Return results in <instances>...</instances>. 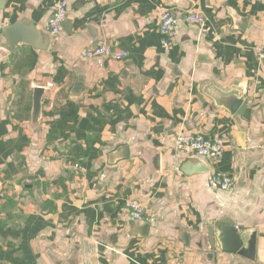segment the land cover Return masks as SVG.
Segmentation results:
<instances>
[{"label": "crops", "instance_id": "1", "mask_svg": "<svg viewBox=\"0 0 264 264\" xmlns=\"http://www.w3.org/2000/svg\"><path fill=\"white\" fill-rule=\"evenodd\" d=\"M58 1L0 0V264H264V0H67L53 37ZM165 9L180 18L169 47ZM188 11L207 23L184 22ZM24 19L46 48L11 44L5 28ZM102 41L129 56H83ZM183 130L221 136L224 156L177 152ZM214 171L234 190L211 188ZM130 200L151 218L145 236ZM225 217L257 233L254 260L206 245Z\"/></svg>", "mask_w": 264, "mask_h": 264}, {"label": "built area", "instance_id": "2", "mask_svg": "<svg viewBox=\"0 0 264 264\" xmlns=\"http://www.w3.org/2000/svg\"><path fill=\"white\" fill-rule=\"evenodd\" d=\"M67 0L58 1L56 8L48 20L47 31L51 36H57L64 29V22L68 16ZM184 22L197 26H204L207 23V17L198 11H188L182 15ZM180 18L169 9H165L159 22V32L162 36V44L169 47L173 44L178 35V25ZM83 56L88 58L105 57L114 61H123L129 56V51L123 48L114 47L105 41L99 42L86 48L83 51ZM244 92L247 89L243 90ZM176 151L184 154H198L213 159H221L227 149L225 140L218 135H209L201 132L180 131L176 136L175 141ZM76 168L82 169L78 164ZM208 184L211 188L232 191L236 186V180L233 176L221 172L214 171L208 178ZM129 216L135 223L145 224L150 222V216L144 212V207L137 201L130 200L125 204Z\"/></svg>", "mask_w": 264, "mask_h": 264}, {"label": "water", "instance_id": "3", "mask_svg": "<svg viewBox=\"0 0 264 264\" xmlns=\"http://www.w3.org/2000/svg\"><path fill=\"white\" fill-rule=\"evenodd\" d=\"M69 26V22L67 23ZM66 29V26L64 25ZM5 34L13 45L20 43L30 44L35 48H46L47 44L43 42V32L38 30L28 20H21L5 28ZM46 46V47H45ZM84 88L81 85L74 87V92H81ZM46 93L44 86H36L33 94V125H39L42 118L43 98ZM246 103L245 95L233 101L230 106L231 111H237L242 104ZM243 108V107H242ZM246 108V107H245ZM185 171L187 173L204 170L203 166L198 162H186ZM149 228V223L134 225L133 233L139 236H145ZM203 240L206 245L215 251L218 247L222 251L237 252L250 260H254L257 251V233L255 231L239 229L235 222L228 218H221L219 220L210 222L203 232ZM188 240H184L187 243Z\"/></svg>", "mask_w": 264, "mask_h": 264}]
</instances>
